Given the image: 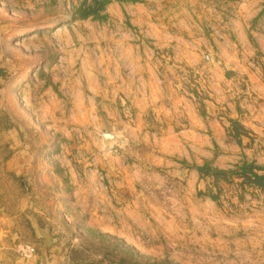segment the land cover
I'll list each match as a JSON object with an SVG mask.
<instances>
[{"label": "rangeland", "instance_id": "1", "mask_svg": "<svg viewBox=\"0 0 264 264\" xmlns=\"http://www.w3.org/2000/svg\"><path fill=\"white\" fill-rule=\"evenodd\" d=\"M0 79L10 263L264 264V0H0Z\"/></svg>", "mask_w": 264, "mask_h": 264}, {"label": "crops", "instance_id": "2", "mask_svg": "<svg viewBox=\"0 0 264 264\" xmlns=\"http://www.w3.org/2000/svg\"><path fill=\"white\" fill-rule=\"evenodd\" d=\"M2 81L3 80L0 79V82ZM6 95H7L6 90L4 89L3 85H0V108L3 107L4 102L7 100ZM14 133H16V135ZM2 135L5 137H2L1 144L5 143L6 145H8V147H9V144H11L12 142H15L16 144L21 142L20 132L18 129L14 130V129L6 128L5 130L2 131ZM10 135L12 136L10 137ZM18 158H21V157L16 154H13L7 158L6 163L8 166L6 170L8 172H10V170L16 172L17 170V173H21V169L23 170L24 167H22L23 165H21V168H20V164H17L16 160H20ZM22 159L25 160L24 157ZM15 162H16V165H14ZM3 218L4 217H0V225H1V222L3 221ZM4 238H2V240ZM12 253H13L12 249H8V248L2 249L0 247V264H13V263H10V260L8 258L9 255H11Z\"/></svg>", "mask_w": 264, "mask_h": 264}]
</instances>
